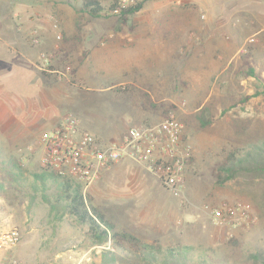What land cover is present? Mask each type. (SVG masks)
Masks as SVG:
<instances>
[{
    "label": "rangeland",
    "instance_id": "rangeland-1",
    "mask_svg": "<svg viewBox=\"0 0 264 264\" xmlns=\"http://www.w3.org/2000/svg\"><path fill=\"white\" fill-rule=\"evenodd\" d=\"M99 1L109 7L114 0ZM83 2L0 0V160L14 157L25 169L19 182L0 177L6 181L0 227L21 230L16 248L28 235V245L45 252L36 264L87 257L86 264H101L103 250H112L111 241L97 245L88 237L58 200L64 180L44 169L37 142L45 120L31 125L32 135H20L28 127L23 112L46 90L59 118L72 115L104 140L118 141L130 128L171 114L182 123L183 147L191 151L180 195L142 166L146 176L136 182L135 195L110 192L122 186L121 176L97 196L91 188L82 192L117 230L153 246L190 245L195 257L217 264H236L264 248V179L218 183L230 152L264 142V0H146L126 22L120 9L91 17ZM251 69L261 78L249 75ZM237 202L250 206V227L212 222L211 208ZM16 248L0 249V264H8Z\"/></svg>",
    "mask_w": 264,
    "mask_h": 264
},
{
    "label": "built area",
    "instance_id": "built-area-1",
    "mask_svg": "<svg viewBox=\"0 0 264 264\" xmlns=\"http://www.w3.org/2000/svg\"><path fill=\"white\" fill-rule=\"evenodd\" d=\"M45 64L48 58L43 55ZM70 70V66H67ZM182 123L174 115L143 127L130 128L118 141L104 142L84 128L72 115L63 116L51 129L37 137L42 150V165L61 180L76 182L86 192L104 169L131 159L153 173L169 191L180 195L190 148L183 147ZM212 222L218 226L250 227V206L243 202L210 209ZM18 227H0V249L10 252L21 242ZM90 258L77 264H86ZM8 264H28L10 258Z\"/></svg>",
    "mask_w": 264,
    "mask_h": 264
},
{
    "label": "trees",
    "instance_id": "trees-1",
    "mask_svg": "<svg viewBox=\"0 0 264 264\" xmlns=\"http://www.w3.org/2000/svg\"><path fill=\"white\" fill-rule=\"evenodd\" d=\"M145 1L121 8L119 0H114L109 7H105L99 0H84L83 12L97 18L120 9V17L122 21L126 22L128 17L143 8ZM249 75L257 79L261 78L254 69L249 71ZM24 171L25 169L14 157L0 160V177L4 180L8 179L11 183L19 182L24 176ZM240 177L246 180L264 179V142L254 144L248 149H237L230 152L226 162L219 168L218 183L220 184ZM4 180H0V190L6 185ZM57 195L58 200L64 201V211L69 213L77 226L88 229L87 236L93 239L97 245H104L111 241L112 250H103L101 264H121L118 262L119 260L123 261L129 258L139 264H217L204 257H195L191 253L193 247L190 245L178 248L153 246L142 242L131 232L117 230L113 222L107 220L97 209L87 203L81 188H73L70 180L63 181ZM43 197L49 201L47 195ZM126 244L134 250H129L125 246ZM236 264H264V248H256Z\"/></svg>",
    "mask_w": 264,
    "mask_h": 264
},
{
    "label": "crops",
    "instance_id": "crops-1",
    "mask_svg": "<svg viewBox=\"0 0 264 264\" xmlns=\"http://www.w3.org/2000/svg\"><path fill=\"white\" fill-rule=\"evenodd\" d=\"M46 92H47L46 90L43 92L39 91L36 95V97H38L39 99L36 97H33L34 98L32 102L33 108L31 106L29 112L28 111L23 112L24 114L29 113L28 118H25V119H28V127L25 126V130H21L20 132L21 137L32 135L33 133H32L31 125H37L43 119L45 120V122H43L42 124L46 125V129H43L45 131V130L51 129L54 126H56L59 123L60 119L62 118V117L59 118L60 110L56 106L52 104L50 106L46 103V97H45ZM82 126L88 129V127L84 125ZM95 133L93 134L99 139L103 140L104 142H109L113 140V138L104 140L101 138V137H104L101 133H98V132H95ZM140 166L144 167L141 164L138 165V163L134 162L133 160L126 159L120 162L119 164H116L110 168L104 169L101 173L100 178L96 182H94L93 185L91 186L90 190L92 191V194L97 196L100 194L101 190L108 189L111 182L113 181L112 179L114 176H121V178H117V179L123 180L122 177H125V179L123 181L122 186L118 187L115 190H111L110 192L120 191L122 195H118L117 197L119 196L126 197L125 193H127V195L137 194L139 191V188L136 184L140 181H144V178L146 176L145 173L143 175V172L141 171ZM27 237L28 235L24 237L20 246L16 248V250L13 251V257L15 259L26 262L28 264H30L31 262L36 264L38 262L44 261L47 258L45 252L42 251V249L38 247L36 248L35 245H31V244L28 245L29 240L26 239ZM34 250L38 251V253L35 254L34 256H31L30 252ZM58 256L59 254L56 255V257Z\"/></svg>",
    "mask_w": 264,
    "mask_h": 264
}]
</instances>
